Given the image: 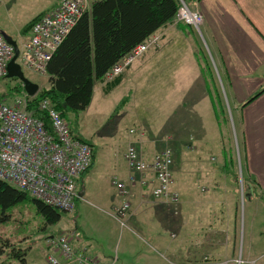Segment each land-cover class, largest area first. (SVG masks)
Here are the masks:
<instances>
[{"label": "crops", "instance_id": "0c3cea01", "mask_svg": "<svg viewBox=\"0 0 264 264\" xmlns=\"http://www.w3.org/2000/svg\"><path fill=\"white\" fill-rule=\"evenodd\" d=\"M55 3L40 14L53 8ZM196 7L203 16L200 34L170 21L154 33L158 36L157 44L133 62L118 77L114 85L110 86L98 81L94 85L92 98L96 94L95 97L104 99L105 96H110L117 89H121L123 94L129 92L134 99H140L141 96L150 99V91L151 102L160 108H165L168 116L167 125L164 129L161 128L160 121L155 118L154 132H147L145 129L141 131L143 130L141 127L128 125L127 138L129 141L135 138L133 142L136 148L147 160L152 159L159 143L162 144L165 137L168 144L171 143L173 146V154L182 149L183 155L188 157L185 168L180 169L175 166V162L173 163L170 189L179 195L177 203L154 198L153 180L151 174L147 173L145 184L141 185L138 182L128 184L130 214L127 227L121 228L116 220L112 223L90 208H83L88 217L83 218L85 230L76 226L72 231L76 236L71 238V242L76 250L84 251L102 262L164 264L153 259L148 249H141L138 252L139 258L135 260L128 257L125 253L126 249L122 253L119 251L120 243L118 247L106 244L107 241L111 242L110 236H113L118 228L121 235L120 242L129 241L131 238L128 231L135 230L155 246L162 244L167 250L179 254L177 258L179 261L173 259L176 263L171 264L218 263L217 256L210 255L214 260L205 261L208 257L203 254L209 249L222 252V234L225 232L230 235L227 227H229L228 223H233L232 209L235 207V202L232 197L222 198L224 187L222 178L220 184L209 181V184H214V188L208 191V196L211 198H204L199 186L207 182L204 183L200 178L197 181L193 176L197 164L201 165L198 169L202 171L204 177L207 171L221 172L216 170L223 166L220 162L223 145H231L228 136H225L218 126L224 113L221 108L223 104L221 98L216 95L217 90L226 93V106L230 113L232 114L233 110L236 112L237 124H240L245 172L254 180L253 186L264 194V0H198ZM198 47L203 49L211 65V77L208 79L203 76L207 74V69L196 58ZM188 72L195 77L190 90L188 87L191 82L186 84L185 81L193 77L185 75ZM176 80H184V82L175 84ZM139 82L149 85L148 90L146 91ZM193 89L198 92L196 96L190 93ZM260 90L261 93L253 98ZM191 101L206 108V114L210 115L212 120L210 125L194 128L186 126L185 117L188 116V112L184 107H190ZM176 118L179 119L178 122ZM139 123L145 125L143 121ZM223 124L227 123L223 121ZM130 128L134 129L133 134L128 132ZM210 143L211 145L208 146ZM209 154L215 156L212 161L216 160V163L210 162L211 159L209 161ZM122 157L124 163L118 164L112 161L98 170H92V162L89 170L78 179L77 185L78 183L81 185L82 182V187H78L80 198L87 195L88 200L105 206L104 208L109 211L113 206L118 205L120 197L111 178L117 176L120 181L127 183L132 175L123 155ZM206 167H209V170ZM93 172L104 175L94 176ZM211 174L209 173L208 176L210 177ZM133 176L137 178L138 174L133 172ZM108 180L118 198L106 190L104 182ZM80 198L77 199L74 207L78 211L80 206L77 204L82 205ZM225 218L227 223L224 226ZM233 218H236L235 215ZM95 223H99L103 229H100L99 233L88 234ZM168 230L170 237L177 239L175 243L164 242L165 238H161L163 232ZM191 232L195 234L193 237ZM228 249L231 248L227 247L225 250ZM261 252L263 253L260 255L264 256V247Z\"/></svg>", "mask_w": 264, "mask_h": 264}, {"label": "rangeland", "instance_id": "374dc122", "mask_svg": "<svg viewBox=\"0 0 264 264\" xmlns=\"http://www.w3.org/2000/svg\"><path fill=\"white\" fill-rule=\"evenodd\" d=\"M55 2L56 0H0V30L11 36L17 42L20 50L24 41L27 39L33 20ZM90 4L91 0H86L85 10L89 9ZM17 60L21 63L24 74L31 81L39 85V90L44 88L47 82V74L41 75L34 73L28 69L19 58H17ZM185 75L193 77V79L185 81L186 84L191 82L188 87L190 90L195 82V77L191 75L190 72ZM216 78L218 77L216 76ZM184 80H176L175 84L183 83ZM141 82L144 81L141 80ZM19 83L20 81L14 78L0 79V101L11 99V97L16 94L14 89ZM140 85L145 87L146 91L149 88V85L142 83H140ZM39 90L37 92H39ZM190 93L196 96L198 92L193 89ZM149 94L150 99L144 98V96H141L140 99H134L132 94L129 92L123 94L121 89H117V91L110 96H105L104 99L95 97V94L84 110H80L77 114L69 113L68 117H63L68 121L74 136L82 138L86 142L89 141L94 145V147L92 146L95 153L92 170H98L100 167L102 168L104 164L112 161L118 164L123 162L122 155L124 156L127 146H136L133 142L135 139L134 137L131 141L127 138L126 127H128V125L141 127L143 129L141 131L145 129L147 132H154L156 126L154 125L155 122H153V119L155 118V120L160 121V127L164 129L167 125L166 119L168 117L166 116L165 108H160L156 106V104H153L151 102L150 91ZM218 94L223 103V108L226 110L225 114L227 121H225V123H227L228 126L231 145L227 149V152L225 151L226 155H224V153L223 155L220 154V162H222L223 166L221 168L219 167L220 169L216 171L221 172L213 173L207 171L204 177L202 171L198 169L201 165L197 164V170H194L193 176L196 177L197 181L200 178L204 183L207 182V185L201 183L199 186V191L203 194L204 198H211V196H208V191L214 188V184H209V181H216L220 184L222 178L224 186L222 198L232 197L233 202H235V207L232 209L233 214L231 213L233 223H228L229 227H227L230 235L225 234V232L222 234V252L220 250L211 251L209 249L204 251L205 254L203 255L208 257L205 261L214 260L210 255L217 256L216 261H218V263L216 264H264V256L260 255L263 253L261 250L262 247H264V194L260 193L253 185H251V191L247 189V174L244 168L240 124H237L238 118L235 110H233L231 114L229 108L226 106V93H224V91H219ZM184 110L188 112V116L185 117L186 126H192V128L204 127L210 125V121L212 122L210 115L208 116L206 114V108L201 104L197 105L196 102L191 101L190 107H184ZM176 120V122H178L179 119L176 118ZM140 121H143L145 125H140ZM137 130H139V128H137ZM167 141L165 137L162 144L159 143L156 152L165 147H169L173 150L172 144H168ZM158 142L159 140L156 144H158ZM210 145L211 143L208 144V146ZM187 158V156L183 155L182 149L176 154L174 152L175 166L180 169L183 167L185 168V166H187ZM212 158H215V156L209 154V161L211 159L210 162L216 163V160L212 161ZM204 163L207 164L206 161H204ZM206 168L209 170V167ZM209 173H212L210 177L208 176ZM92 175L102 176L104 174L93 172ZM251 181L252 179L250 178V182ZM104 185L106 190L112 192L118 198L115 189L110 184V180H108V182L105 181ZM78 187H82V182L81 185L78 183L77 192L80 191ZM212 197L214 198V195H212ZM88 198L87 195L85 197L81 196L80 202L82 205L79 203L77 204V206H80L79 211L74 209L72 212H64L59 209L61 212L60 220L52 225L43 224L42 217L37 213L35 206L29 198L9 208L6 211L8 218L6 220H0V255H2V252L5 250V254L0 257V260L7 256V253L10 251L7 246L8 244H12L14 247L20 248L21 250L24 248L28 264H47L46 253L49 245L46 243L45 238L48 236L47 238L55 239L61 235V233L70 235L76 226L85 230L83 227V218L88 217H86L83 209L84 207L90 208L112 223L116 222L110 216V211L104 208L105 206L92 202L88 200ZM161 200L167 201L165 197ZM234 215L236 217L235 219L233 218ZM223 222L225 226L227 223L226 218ZM91 229L92 231L87 232L88 234H93L94 232L99 233L100 229H103V227L99 223H95L92 225ZM128 233L132 240H122L120 242L121 235H119V229L117 228L116 233L110 236L111 242L109 243L107 241L106 244L118 247L120 243L119 251L122 253L126 249L125 253L130 259L137 260L139 258L138 252L141 249H148L152 253V258L157 259L161 263L171 264L172 262L176 263L175 261H179L177 258L180 255L167 250L162 244H158L159 247L155 246V244L150 242L143 234L135 230H130ZM194 235L195 234L191 232V237ZM161 238H165L164 242L167 243H175V240L177 241V239L170 237V230L163 232ZM227 247L231 249L225 250ZM173 259L175 261H173ZM191 260H193V258ZM2 261L4 262V260Z\"/></svg>", "mask_w": 264, "mask_h": 264}, {"label": "built area", "instance_id": "2783aa9c", "mask_svg": "<svg viewBox=\"0 0 264 264\" xmlns=\"http://www.w3.org/2000/svg\"><path fill=\"white\" fill-rule=\"evenodd\" d=\"M86 0H56L53 8L47 10L32 23L27 39L19 50L18 58L31 71L45 75L47 64L85 10ZM183 22L200 34L203 16L198 9L191 8L180 0V8L174 23ZM158 41L151 36L145 42L137 44L124 55L106 74L111 80L139 59ZM14 55V49L0 32V77L7 73V64ZM17 62L21 63L17 60ZM27 94L16 97L11 104L0 103V179L33 198L65 212L73 211L80 198L77 192L79 177L91 164L92 148L76 138L66 121L47 99L42 100L40 108L45 110L50 128L44 122L31 115L27 110ZM130 134L134 129L128 130ZM124 159L132 172L128 182L117 176L112 184L117 189L120 203L110 210V216L119 226L127 227L130 214L128 184L146 183L147 173L153 180L152 196L167 199L168 203H177L179 195L171 191L174 154L169 147L156 152L147 160L134 145H128ZM133 172L138 174L136 178ZM76 235H60L50 240V246L62 256L59 260L53 253L47 255L48 264H114L102 262L86 252L76 250L72 239ZM72 238V239H71ZM51 249V250H52Z\"/></svg>", "mask_w": 264, "mask_h": 264}, {"label": "trees", "instance_id": "16d2710c", "mask_svg": "<svg viewBox=\"0 0 264 264\" xmlns=\"http://www.w3.org/2000/svg\"><path fill=\"white\" fill-rule=\"evenodd\" d=\"M183 1L191 8H195L198 0ZM179 8L180 0H91L89 9L82 12L74 26L53 52L47 64V82L44 88L33 96L27 95L26 110L34 117L42 120L48 129L51 128L47 113L40 108L42 100H49L52 106L64 118L68 117L69 113L77 114L80 110H84L91 101L95 83L98 81L110 84V86L114 85L118 77L128 68L111 80H106L108 71L137 44L145 42L151 36H157L154 33L166 25V23L170 21L174 23V18ZM177 23L184 25L187 29L194 30L192 26L183 22H176L175 24ZM197 51L196 58L207 69V74L203 76L208 79L211 77V65L205 57L203 49H199L198 47ZM0 79H7V77L2 76ZM20 83L14 89L16 96H12L7 101L1 100L0 103L11 104L16 97L24 95L25 91L23 85ZM218 92L219 90L216 91V95L219 96ZM259 93H261V90L253 98ZM219 106L220 104H218ZM221 108L224 115L221 116L223 120L222 118L219 120L218 126L220 131L229 138L228 126L227 124H223V121L227 120L222 104ZM75 137L89 144L92 148L93 144L89 141L86 142L82 138ZM229 147L230 144L223 145L222 155L223 153L226 155L225 151L227 152ZM93 149L89 168L93 162ZM250 178L246 176L247 189L249 191H251V185L254 182L252 178L250 182ZM28 198L32 201L37 213L42 217L44 225H52L60 220L61 212L58 208L31 197L25 191L1 179L0 220L8 218L6 211L9 208ZM61 235L64 234L61 233ZM66 236L69 237L70 235ZM47 237L45 241L48 243L49 248L46 253V261L47 255L50 253L57 256L59 260H62L59 251L53 250L50 246V240L52 239ZM7 247L10 251L5 258L0 260V264H28L24 248L21 250L12 244H8ZM4 254L5 250L0 257Z\"/></svg>", "mask_w": 264, "mask_h": 264}, {"label": "water", "instance_id": "95a60500", "mask_svg": "<svg viewBox=\"0 0 264 264\" xmlns=\"http://www.w3.org/2000/svg\"><path fill=\"white\" fill-rule=\"evenodd\" d=\"M3 35L4 39L13 46L14 55L9 60L7 64V73L5 77L7 78H17L21 81L24 91L27 95L33 96L39 90V85L33 81H31L23 72L20 64L17 62V58L19 56V48L17 42L4 31H0Z\"/></svg>", "mask_w": 264, "mask_h": 264}]
</instances>
